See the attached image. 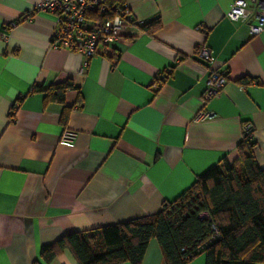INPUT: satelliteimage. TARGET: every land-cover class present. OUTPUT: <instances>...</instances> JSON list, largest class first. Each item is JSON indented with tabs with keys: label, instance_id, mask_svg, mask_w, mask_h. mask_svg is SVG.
Segmentation results:
<instances>
[{
	"label": "crops",
	"instance_id": "obj_1",
	"mask_svg": "<svg viewBox=\"0 0 264 264\" xmlns=\"http://www.w3.org/2000/svg\"><path fill=\"white\" fill-rule=\"evenodd\" d=\"M39 1L0 0V264H78L68 250L44 263L41 247L159 212L224 156L236 160L246 124L264 168V31L253 36L247 20L226 16L234 0H126L136 19L161 27L132 25L86 64L78 51L50 47L54 14L24 19ZM201 45L210 62L196 56ZM215 70L228 81L204 101ZM67 80L77 87L65 103L47 101L45 89ZM65 128L77 133L72 147L59 143ZM142 264H165L155 239Z\"/></svg>",
	"mask_w": 264,
	"mask_h": 264
},
{
	"label": "trees",
	"instance_id": "obj_2",
	"mask_svg": "<svg viewBox=\"0 0 264 264\" xmlns=\"http://www.w3.org/2000/svg\"><path fill=\"white\" fill-rule=\"evenodd\" d=\"M123 7L126 0H107ZM153 34L161 22L139 25ZM245 83L246 79L240 80ZM77 86L72 80L54 83L45 89L46 100L65 103V94ZM70 108L62 114L66 123ZM253 133L244 134L237 145V158L219 163L197 176L193 184L161 210L101 227L65 233L56 242L44 245L40 257L50 263L68 250L78 264H142L151 240L155 239L165 264H187L204 253L206 264L264 263V168L255 158ZM207 211L209 219H200ZM214 223L219 235L200 251L196 249L211 236ZM33 264H41L37 260Z\"/></svg>",
	"mask_w": 264,
	"mask_h": 264
},
{
	"label": "built area",
	"instance_id": "obj_3",
	"mask_svg": "<svg viewBox=\"0 0 264 264\" xmlns=\"http://www.w3.org/2000/svg\"><path fill=\"white\" fill-rule=\"evenodd\" d=\"M39 11L49 12L55 15V29L50 39V47L53 49H69L82 53L87 60L97 55L100 47H109L114 41L123 39L124 31L132 25H141L143 21L136 19L131 9L125 5L117 7L109 5L107 0H41L33 9L24 15L29 20L33 14ZM226 16L232 21H248L249 33L258 35L264 31V0H234ZM256 20V22H253ZM14 23L2 27L1 36L7 38L8 32ZM196 56L206 62L212 59V51L209 47L201 45L196 50ZM180 59V57H179ZM171 69L157 73L152 87L158 89L169 76ZM227 75L224 72L212 71L206 81L203 93L204 101L220 94L227 83ZM19 100L15 101L11 108L10 116L15 117L19 107ZM253 133L251 124L245 125V134ZM77 133L65 128L59 139L61 145L72 147L75 144ZM200 219H209L207 211L199 213ZM211 236L203 242L196 251H200L213 238L219 235L218 227L210 224Z\"/></svg>",
	"mask_w": 264,
	"mask_h": 264
}]
</instances>
